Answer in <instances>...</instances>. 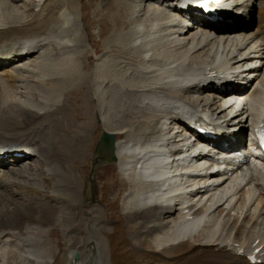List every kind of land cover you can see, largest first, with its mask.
I'll list each match as a JSON object with an SVG mask.
<instances>
[{"label":"bare ground","instance_id":"obj_1","mask_svg":"<svg viewBox=\"0 0 264 264\" xmlns=\"http://www.w3.org/2000/svg\"><path fill=\"white\" fill-rule=\"evenodd\" d=\"M75 1L0 0V152L33 157L0 167V264H248L241 250L264 264V166L234 170L233 157L230 176L214 172L211 148L189 134L198 122L229 143L258 121L264 0H186L235 18L195 29L181 23L179 0H114L100 51ZM233 81L244 88L218 94ZM77 94L81 112L69 101ZM96 126L113 143L96 142L88 165H114V220L94 196L99 169L84 189Z\"/></svg>","mask_w":264,"mask_h":264},{"label":"rangeland","instance_id":"obj_2","mask_svg":"<svg viewBox=\"0 0 264 264\" xmlns=\"http://www.w3.org/2000/svg\"><path fill=\"white\" fill-rule=\"evenodd\" d=\"M113 1L114 0H112V1L111 0H76L74 2V4H73L74 7H75V9L76 8L78 9L77 18H78V22L80 24V29L82 30V34L84 35L85 38H87L88 35L90 37L92 35L95 36V42H93V45L96 46V48L99 51L101 49V41H102V37L103 36L102 37H98V36H96V34H97L98 30H101V27L104 24H105L104 30H108L109 29V25L107 24V20L109 22V16H110L111 12L113 11V9H112L113 8L112 7ZM31 7L32 6L29 7V5H28L27 11L25 12V16H28V15H30L32 13V8L33 7L32 8ZM255 16H257V14ZM253 18H255V17H253ZM106 25H107V27H106ZM102 35H104V34H102ZM29 56L32 57L33 54L30 53ZM91 60L92 59H89L88 60L89 63L91 62ZM250 72L251 71H249V73ZM69 101L71 102V105L72 106L75 105L77 107V110L80 108L79 109V112L82 111V107L81 106L84 104L85 100H83L82 98H80V94H77L75 97L70 98ZM71 105H69V106H71ZM78 122L80 124L81 123L86 124V122L88 123V121H86V119H84V118L78 120ZM68 127H73V125H64V126H62V130H64V128L67 129ZM96 127L93 128V129L90 128V130L88 131L89 132L88 133V137H90L91 145L88 147L87 156H85V160H86V163L85 164H86L87 168H86L85 174L83 175L84 176L83 178L85 180L84 181V184H85L84 185V189H85V192L88 191L89 193H91L92 188H91L90 183L88 182L89 176L93 172H96L99 169L97 171V173H96V176H95V185L93 187V189H94V196H95V199L98 200V202L100 203V206L101 207H103V208L105 207L107 210H109L110 212H112L113 215H109V217L114 220V218H116V215L117 214L120 215V213H119V202H118L120 196L119 197H116V195H117V193H120L119 191L121 189V186L119 185V182H118V176L116 174V170L114 168V165L101 168L102 165L105 162H99V164H97L96 166H94V168H92L91 160H90V165H88L89 153H90V151L93 150L95 143L99 141L100 136H101V130H100L99 126H96ZM63 139L64 138H62V140ZM31 167L34 170L33 171V174H34L33 176L35 178H37V179L40 180V184L42 185V189L44 190V188L45 189L51 188V186H52V180L42 179V176H44V174H43L44 167L41 166L36 161H33V163L31 164ZM107 182H108V184H107ZM86 187H88V188H86ZM20 189H23V187L20 188ZM20 189L18 188V189H16V191L19 192ZM31 189H32V187H31ZM32 190H34V188ZM7 193L8 192H6V193L3 194L4 197H2V199H3L4 202L7 201V198L8 197H13V198L17 199L19 203H21L20 205H23L24 206V203L25 202L23 200L20 201L21 200V198H20L21 195H15L13 193H8L7 194ZM112 198L117 199V201L116 202L111 201ZM32 200L33 199H32L31 196L30 197H27V200H26L27 201V204H31L32 203ZM49 200L52 201L53 199L52 198H49ZM93 203L95 204V202H93ZM107 203H110V204H107ZM23 206H21V207H23ZM23 208H25V206ZM55 231H56L57 238H61L60 237L61 236L60 230L57 228ZM60 241H61L60 244H62L63 240H60Z\"/></svg>","mask_w":264,"mask_h":264},{"label":"water","instance_id":"obj_3","mask_svg":"<svg viewBox=\"0 0 264 264\" xmlns=\"http://www.w3.org/2000/svg\"><path fill=\"white\" fill-rule=\"evenodd\" d=\"M112 143H113L112 136H110L107 133H102L100 140L95 147L96 151L104 149V148L109 149ZM108 161H109L108 163L113 162V158H108ZM78 260H79L78 256L75 255L74 262H77Z\"/></svg>","mask_w":264,"mask_h":264},{"label":"snow or ice","instance_id":"obj_4","mask_svg":"<svg viewBox=\"0 0 264 264\" xmlns=\"http://www.w3.org/2000/svg\"><path fill=\"white\" fill-rule=\"evenodd\" d=\"M261 139H262V141H264V134H262ZM262 146H264V143H262Z\"/></svg>","mask_w":264,"mask_h":264}]
</instances>
